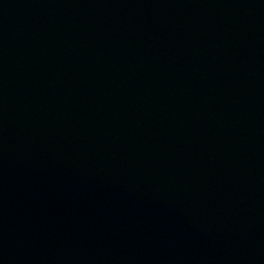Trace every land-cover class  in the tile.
<instances>
[{
	"label": "water",
	"instance_id": "water-1",
	"mask_svg": "<svg viewBox=\"0 0 264 264\" xmlns=\"http://www.w3.org/2000/svg\"><path fill=\"white\" fill-rule=\"evenodd\" d=\"M0 264H264V244L0 0Z\"/></svg>",
	"mask_w": 264,
	"mask_h": 264
}]
</instances>
